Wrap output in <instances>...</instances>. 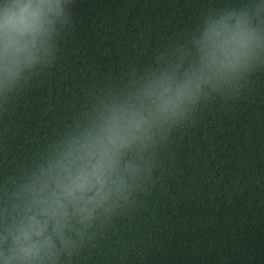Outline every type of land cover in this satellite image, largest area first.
<instances>
[{
    "label": "trees",
    "instance_id": "trees-1",
    "mask_svg": "<svg viewBox=\"0 0 264 264\" xmlns=\"http://www.w3.org/2000/svg\"><path fill=\"white\" fill-rule=\"evenodd\" d=\"M247 0H75L53 64L0 108V206L102 90L125 86L210 11ZM150 186L64 264H264V67L200 106Z\"/></svg>",
    "mask_w": 264,
    "mask_h": 264
},
{
    "label": "clouds",
    "instance_id": "clouds-1",
    "mask_svg": "<svg viewBox=\"0 0 264 264\" xmlns=\"http://www.w3.org/2000/svg\"><path fill=\"white\" fill-rule=\"evenodd\" d=\"M75 0H0V108L54 62ZM264 67V0L208 12L124 87L102 90L0 206V264H64L150 186L197 109Z\"/></svg>",
    "mask_w": 264,
    "mask_h": 264
}]
</instances>
